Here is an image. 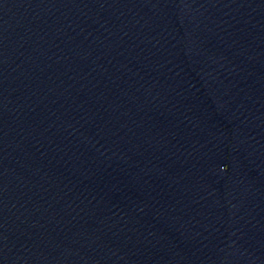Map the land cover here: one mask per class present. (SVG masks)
Instances as JSON below:
<instances>
[{"label":"water","instance_id":"obj_1","mask_svg":"<svg viewBox=\"0 0 264 264\" xmlns=\"http://www.w3.org/2000/svg\"><path fill=\"white\" fill-rule=\"evenodd\" d=\"M0 264H264V0H0Z\"/></svg>","mask_w":264,"mask_h":264}]
</instances>
